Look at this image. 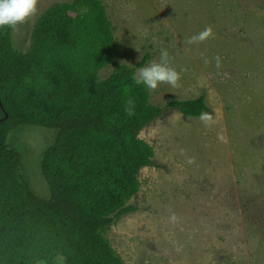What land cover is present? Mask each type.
Listing matches in <instances>:
<instances>
[{
	"label": "rangeland",
	"instance_id": "1",
	"mask_svg": "<svg viewBox=\"0 0 264 264\" xmlns=\"http://www.w3.org/2000/svg\"><path fill=\"white\" fill-rule=\"evenodd\" d=\"M58 1L39 0L37 14L11 28L16 49L28 48L35 22ZM102 1L119 48L100 75L148 52L146 66L166 48L181 71L179 87L148 89L150 102L203 95L208 106L198 117L167 108L143 127L158 167L141 169L128 202L134 209L115 218L105 237L126 264H264V0ZM207 26L214 38L184 43ZM55 132L23 124L10 136L42 198L50 189L40 160ZM173 212L178 222L170 221Z\"/></svg>",
	"mask_w": 264,
	"mask_h": 264
},
{
	"label": "trees",
	"instance_id": "2",
	"mask_svg": "<svg viewBox=\"0 0 264 264\" xmlns=\"http://www.w3.org/2000/svg\"><path fill=\"white\" fill-rule=\"evenodd\" d=\"M118 48L102 0L52 3L23 52L0 28V264H57L58 255L64 264H126L104 234L134 209L141 169L158 167L140 131L164 109L198 117L208 106L203 95L151 103L133 81L148 52L100 75ZM23 124L56 129L40 160L49 198L33 192L10 142Z\"/></svg>",
	"mask_w": 264,
	"mask_h": 264
},
{
	"label": "clouds",
	"instance_id": "3",
	"mask_svg": "<svg viewBox=\"0 0 264 264\" xmlns=\"http://www.w3.org/2000/svg\"><path fill=\"white\" fill-rule=\"evenodd\" d=\"M38 4L39 0H0V28L10 27L15 30L18 25L27 22L37 14ZM209 38H214L211 26H207L200 32L188 37L184 43L189 45L199 44ZM171 59L168 49L161 48L159 60L140 67L133 76L134 83L136 85L143 84L152 91H155L160 84H167L173 88L179 87L181 71L172 66ZM215 61L216 67L219 68L221 66L220 57L216 56ZM124 62L121 61L122 64ZM209 62L207 59L204 61L205 64ZM125 112L129 116L133 115L134 102L130 97L125 101ZM201 119L205 123V126H208V121L204 120L203 117ZM187 162L192 164L195 163V160L194 158H189ZM169 219L173 223L179 220L174 212L170 214ZM56 261L57 264H64V257L58 255Z\"/></svg>",
	"mask_w": 264,
	"mask_h": 264
}]
</instances>
